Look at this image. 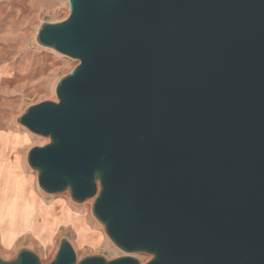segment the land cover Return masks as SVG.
<instances>
[{
  "label": "water",
  "instance_id": "obj_1",
  "mask_svg": "<svg viewBox=\"0 0 264 264\" xmlns=\"http://www.w3.org/2000/svg\"><path fill=\"white\" fill-rule=\"evenodd\" d=\"M68 2L36 40L79 64L17 121L50 138L27 156L39 187L93 198L126 254L63 239L48 264H264V0Z\"/></svg>",
  "mask_w": 264,
  "mask_h": 264
},
{
  "label": "rangeland",
  "instance_id": "obj_2",
  "mask_svg": "<svg viewBox=\"0 0 264 264\" xmlns=\"http://www.w3.org/2000/svg\"><path fill=\"white\" fill-rule=\"evenodd\" d=\"M20 1L15 0L14 6V52L8 55H13L21 72L23 85H29V96L19 106L23 113L29 106L47 100L58 101V82L79 64V60L43 47L36 40L43 22H58L69 16L68 0H56L54 5V0H44V9L41 8L43 0H23L30 4L28 9L24 7L23 10ZM26 18L29 20V35L22 37L21 32H25L27 26ZM15 128L27 134L23 147L14 154L16 161L20 157L19 153L25 156L31 148L50 142L49 137L33 134L19 123ZM24 173L28 180L21 187L12 186L7 191L12 192L13 198L17 196L16 192L21 196L29 183V188L41 202L35 203L30 198L29 208H23L25 211L20 221V202L14 208H3L0 205V255L4 259H13L21 249L28 248L39 255L43 264H48L55 257L63 239L71 241L78 259L92 255L115 259L126 254L110 240L103 224L94 216L93 198L77 202L72 199L69 190L56 194L45 192L39 187L38 172L29 163L26 164ZM23 206L26 207L25 200ZM134 256L142 263L152 258L147 253H137Z\"/></svg>",
  "mask_w": 264,
  "mask_h": 264
},
{
  "label": "crops",
  "instance_id": "obj_3",
  "mask_svg": "<svg viewBox=\"0 0 264 264\" xmlns=\"http://www.w3.org/2000/svg\"><path fill=\"white\" fill-rule=\"evenodd\" d=\"M50 3V2H49ZM22 10L24 7L29 8V2L20 1ZM56 4V0L53 1ZM46 2H41V8L44 9ZM15 0H0V180L3 181V187L0 190V205L3 208H14L20 202L22 209L20 211L19 220H22L24 211L23 208H29V200L32 198L35 203L37 200L34 193L29 188L27 183L24 193L19 195L18 192L15 198L12 192L7 191L9 187H21L24 181L28 180L24 173L26 164H28L27 156L19 153L20 157L16 161L14 154L19 152L23 147L27 134L24 131H17L15 126L18 124V118L22 114L19 110L20 102L29 96V85H23V80L20 78L21 72L14 61V13ZM25 32H21V36L29 35V20L26 18ZM23 49V48H22ZM13 186V187H12ZM19 197L21 200L19 201ZM23 200L26 202V207L23 206Z\"/></svg>",
  "mask_w": 264,
  "mask_h": 264
},
{
  "label": "bare ground",
  "instance_id": "obj_4",
  "mask_svg": "<svg viewBox=\"0 0 264 264\" xmlns=\"http://www.w3.org/2000/svg\"><path fill=\"white\" fill-rule=\"evenodd\" d=\"M2 187H3V181L0 180V190L2 189Z\"/></svg>",
  "mask_w": 264,
  "mask_h": 264
}]
</instances>
